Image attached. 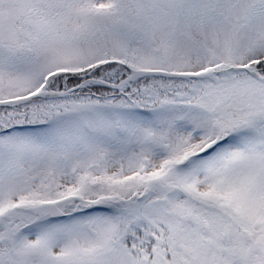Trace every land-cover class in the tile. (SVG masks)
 Segmentation results:
<instances>
[{"label":"snow or ice","instance_id":"obj_1","mask_svg":"<svg viewBox=\"0 0 264 264\" xmlns=\"http://www.w3.org/2000/svg\"><path fill=\"white\" fill-rule=\"evenodd\" d=\"M0 264H264V0H0Z\"/></svg>","mask_w":264,"mask_h":264}]
</instances>
